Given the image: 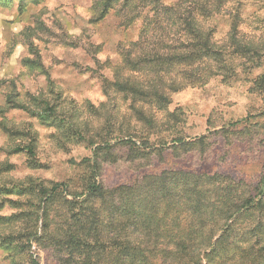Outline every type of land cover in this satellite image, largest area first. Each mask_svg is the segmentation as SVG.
I'll list each match as a JSON object with an SVG mask.
<instances>
[{
    "label": "trees",
    "instance_id": "obj_1",
    "mask_svg": "<svg viewBox=\"0 0 264 264\" xmlns=\"http://www.w3.org/2000/svg\"><path fill=\"white\" fill-rule=\"evenodd\" d=\"M26 1L18 3L24 6ZM185 2L174 0L176 5ZM225 2L204 0L181 15L173 4H163L162 0H103L99 15L92 21L102 19L117 4L124 25L141 19L137 39L123 53V66L113 73L114 79L103 82L104 93L112 101L127 104L137 123L152 128L153 118L136 105L143 103L151 108L154 104L158 110L167 107L171 96L161 88L165 78L206 83L220 75L227 81L236 74L229 56L240 59L238 65L244 71L259 66L264 61V41L258 44L259 38L242 30L239 5L224 39H214L212 27L206 31L198 27L197 13L207 21L214 13L219 14ZM177 21L182 22L177 32L199 36L194 45L162 43L163 37L173 35ZM153 45L161 51L153 50ZM178 47L190 50L179 52ZM138 50L143 54L132 59ZM24 61L30 69L40 66L36 59ZM125 71L131 75L124 76ZM167 88L171 93L182 89L172 85ZM252 91L264 94V73L254 80ZM22 96L28 103L21 102ZM22 96L16 90L8 92L6 104L26 109L56 129L53 141L57 147L65 148L61 141L67 140L91 148V156L80 162L85 169L80 177L84 194L69 193L64 180L48 181L51 187L33 177L0 182V207L11 203L18 208L10 215H0V247L8 250L11 264H36L28 255L33 241L49 248L59 264H264V176L252 187L226 174L183 169L145 174L131 184L113 187L99 180L106 164L138 170L150 165L154 157L161 161L165 149L176 158L193 155L203 160L209 146L205 135L187 140L179 129L169 143L165 136L155 137L152 143L127 131L124 124L131 121H121L115 114H107L104 124L94 131L90 122L83 128L76 123L80 116L77 109L62 111L63 105H54L30 92ZM88 113L94 115L95 111ZM183 115L174 116V123H183ZM2 126L9 137L23 140L9 151L25 152L31 157L28 162L32 168L41 167L31 125L25 124L23 130ZM227 131L224 133L229 139L231 132ZM37 199L39 204H34Z\"/></svg>",
    "mask_w": 264,
    "mask_h": 264
},
{
    "label": "rangeland",
    "instance_id": "obj_2",
    "mask_svg": "<svg viewBox=\"0 0 264 264\" xmlns=\"http://www.w3.org/2000/svg\"><path fill=\"white\" fill-rule=\"evenodd\" d=\"M77 2H79V0H77ZM50 3L53 5L51 8L48 7ZM64 3L65 0H27L24 3V6H20L18 0H12L10 3L0 1V36H6L10 26L19 23L25 18V16H28L31 23L35 25L37 31L44 33L47 37H54L55 39L52 40L38 37L41 44L45 47L46 54H48L47 46L49 44H52L54 48L60 47L63 49L58 55L48 54L51 56V63L49 65H44L43 61L45 56L41 55L40 49L35 44V41L30 42L29 50L33 53L36 62L40 66L35 67V69H30L23 64V62H25L24 59L26 58L21 59L19 64L21 67L28 70L27 75L32 76V87H36L37 91H42L40 88L39 76L43 75L45 77L44 86L47 87L49 95H52L53 92H55L54 99L51 102L57 106L67 103L71 105L72 110H79L81 116L83 115V111L79 109L80 102L77 101L75 95H72L71 93L76 92L86 82L75 84L72 89H69L70 95L67 97L64 95V90L56 91V85L57 83H64L63 75L69 69H71L72 72H75L77 76L83 75L85 71H87L86 67L81 65V63L75 59L76 50H84L83 45L75 40L65 39L64 37L68 35L67 32L57 34L48 27V24L45 23V20H47L53 25V27H64L62 23V12L65 15L67 14L64 9ZM238 5L242 24L247 27L248 25L245 24L241 15V9L243 7L242 0H239ZM115 8V11L111 12V15H109V10L102 19L92 21L93 18H90L88 22L94 24L103 20L105 27L113 31L121 30L127 33L128 36L134 34L137 39L141 19H137L133 24L126 26L122 23V16L117 7ZM216 16L217 18L211 27L213 28L214 39L219 41L224 39L228 34L230 30V20H225L224 17L219 16V14ZM8 17H12V19H9ZM209 19H213V17ZM137 21H139V24L136 23ZM74 22L75 21H73V23ZM225 26L228 27V32H224ZM28 27L30 28L31 25ZM247 33L248 32H245V34ZM132 41L134 40L130 39L129 43ZM117 46H122V42L117 41ZM68 49H71L72 51H68ZM100 50H102V45H96L93 49V53ZM8 55H10V52L6 53L5 57ZM93 59H95V56H93ZM228 59L235 65L236 74L227 81H224L220 75H215L205 84H207L209 88L217 90L222 96H231L236 93V90L240 86L248 84V87L244 88L243 91L248 94L249 98L259 99V102H261L259 108L256 103H249L247 105V114L238 118L228 113L219 116L216 114L215 110H213L208 114L207 119L204 120H201L199 116H192L191 121L185 119L183 123L187 126V129L185 130L182 128L181 130L187 140L202 135L207 137L209 146L205 154L206 158L203 160H200L193 155L176 158L171 154L169 149H165L161 161L154 157L150 165L138 170L129 167L115 168L113 165L106 164L101 171L99 178L100 182L106 187H113L117 185L131 184L145 174H157L165 169H183L194 172H205L208 174L218 172L229 175L237 180L240 179L250 187L257 185L264 176V94L255 93L252 91V86L254 85V80L257 76L264 73V71H261L255 76H253L252 73L257 69L264 67V61H261L259 66H254L249 70L244 71L243 66L238 65L241 63L240 59L230 56ZM104 63L107 66L111 64V61L106 59ZM60 64H63L64 67L60 69L53 67V65ZM2 67L3 65L0 63V70H2ZM237 69H239V71H237ZM53 72H57L55 77L53 76ZM33 73H35V75H33ZM67 74L71 75V72H67ZM24 76L25 73L23 72L18 73L13 77L0 76V90L8 87L11 91L16 90L20 97L25 92L32 93L31 89L26 84L25 79L22 78ZM92 78L93 77L91 76L89 77V79ZM105 80L111 81L112 79L104 77L103 80L100 81V94L105 97L104 100H99L96 93L93 92L91 88L86 89L90 95L83 100V108L87 112L89 110H94V115L89 113V115L93 117L98 116L99 118L102 113L105 116L107 114H114L115 111H119L124 105L119 100H110V98L104 93L102 85ZM12 82L14 83V88L12 87ZM0 95L4 96V103L6 104V94L0 91ZM191 95L192 93L190 90L180 89L175 91L171 95L168 106L173 103L186 104L191 99ZM94 100L96 103L93 102ZM232 103V101H226V107L230 108ZM97 104L99 107H97ZM6 105V108L0 107V182L11 183L17 180H23L27 177L34 178L36 174L49 172L52 167V162L41 163L37 158V153L41 150L43 142L53 141V134L56 129L43 124L39 118L26 109L9 107L8 104ZM42 117L44 116H41V118ZM16 120H22L25 124L29 123L32 130L36 133V158L38 162L42 164L41 167L32 168L28 159L19 164L13 163L14 157L19 159L25 155L27 156V154L25 152H11L9 151L10 147L5 148L3 146L4 137H7L8 141L12 142L13 145L23 141L20 138L9 137L8 132L2 126L5 124L11 128H21L23 130V127H16L14 125V121ZM47 129H52L53 131H47ZM226 130H228L227 132H231V134H229V139H227L225 135L226 133H224ZM247 130H249V132H247ZM132 139L136 140L137 138L134 137ZM170 139L171 136L166 137L165 142L169 143ZM151 142H154V138L151 139ZM136 143L139 144L138 139ZM94 147L95 146H93V148ZM58 148L63 152L64 156L67 157V162L69 164L75 161V155L71 157L67 156V153L72 150L67 149L66 147ZM73 148L86 149L87 147L84 145L73 144ZM45 150L51 152L52 155H56V152L53 151L51 145ZM22 172H31L33 173V176H25L23 179H18L17 174ZM17 211L18 208L11 203H5L0 207V215L3 216H7L4 214L5 212L12 214ZM38 223L39 226H41L42 220L40 219ZM4 253H6V255ZM28 255H31L35 259L36 264H59L49 248L40 247L34 241L30 244ZM0 264H11L8 250L2 247H0Z\"/></svg>",
    "mask_w": 264,
    "mask_h": 264
},
{
    "label": "clouds",
    "instance_id": "obj_3",
    "mask_svg": "<svg viewBox=\"0 0 264 264\" xmlns=\"http://www.w3.org/2000/svg\"><path fill=\"white\" fill-rule=\"evenodd\" d=\"M103 0H65L64 9L67 14L65 15L62 12V23L64 25L63 28L53 27V25L45 20V23L48 24V27L52 29L53 32L60 34L62 32H67L68 35L64 37L68 40H75L79 44L83 45V49H77L75 59L78 60L81 65L85 66L87 71L83 75L77 76L75 72H72L71 69L67 70L63 75L64 83H57L56 91L64 90V95L67 97L70 95L69 89H72L75 84L79 82H86L82 85L76 92H72V95H75L76 100L80 102L79 109L83 111V115L79 116L76 123L83 128L86 123H91L93 125V130H99V127L104 124L105 115L102 113L99 118H95L84 110L83 108V100L85 97L89 96L90 93L86 90L91 88L93 92L96 93V96L99 100H104L105 97L100 94V81L103 80L104 77H108L109 79H114L113 73L116 72L118 68L123 66V53L129 48V40H135L136 36L133 34L132 36H128L127 33L116 30L113 31L104 25V21L101 20L98 23H89L90 18H95L99 15L101 11L100 5ZM122 2V0H121ZM239 0H226L223 3L222 7L219 11V16H223L225 20H230L231 17L237 11V5ZM163 4H173L174 7L177 8V11L183 15L185 14V9L196 7L199 4H203L204 0H187V2L176 5L174 4V0H162ZM243 7L241 9V15L244 19V22L247 27L243 24L241 28L243 31L248 32L250 36L257 37L256 43H260L264 41V0H242ZM96 5L93 7V5ZM53 5L50 3L48 5L51 8ZM120 5L117 4L118 8ZM43 7V6H42ZM150 7V5H149ZM115 11V9L110 10L111 12ZM151 15V13H149ZM197 20L199 21V26H202L203 30H207L212 24L215 22L217 18L216 13L213 14V19H209L204 21L199 13L196 14ZM12 19V17H8ZM175 19V17H173ZM73 21H75L73 23ZM139 24V21L136 22ZM181 21H177L174 28H172L173 35L163 37L162 43L167 45H194L196 41L199 39L195 33L188 35L182 32H177V29L181 26ZM31 25L29 28L28 26ZM258 28V31H253V29ZM131 31V30H129ZM224 32H228V27L225 26ZM38 37L45 39H55L54 37H47L44 33H41L36 30L34 24L31 23V20L28 16L20 21L17 24L10 26L8 29L6 36H0V63H2L3 67L0 70V76L13 77L18 73H25V76L22 77L25 79L26 84L31 89L33 95L44 99L46 98L49 102L54 99L55 92L52 95H49L47 87L44 86L45 77L43 75L39 76L40 88L42 91H37L36 87H32V76L27 75V69L20 66L19 61L24 58L35 59L33 53L29 50L30 42L35 41V44L39 47L40 53L44 58V65L47 66L51 63V56L48 54H56L58 55L61 51H63L60 47H53L52 44L47 46V53L45 51V47L41 44L40 39ZM117 41L122 42V46H117ZM96 45H102V50L93 53V49ZM153 50L161 51L156 45H153ZM190 48H177L179 52H187ZM68 51H72L68 49ZM164 52H167V49H163ZM264 51V48L261 49ZM7 57H5L6 53H9ZM143 54L142 51L138 50L133 52L132 59H135L137 56ZM95 56V59H93ZM110 60V65H105V60ZM54 68L60 69L63 68L64 65H53ZM239 71V69H237ZM261 71H264V67L257 69L252 73L253 76L258 75ZM67 72H71V75H68ZM35 75V73H33ZM57 72H53V76L55 77ZM124 76L131 75L125 71L123 73ZM93 77L89 79V77ZM168 85H172L173 87L182 88L186 90H190L192 95L191 99L186 104H178L173 103L170 106L164 107L160 110L153 104L151 108L148 105L143 103H138L136 105L137 108H144L145 114L149 115L153 118V127L148 128L146 125H142L137 123L135 120L133 113L128 109L127 104H124L120 110L114 113L121 121L128 120L131 121V124H124V127L129 132L137 133L141 138L153 139L158 136L170 137L174 135L179 129H187V126L184 123H174L173 117L181 116L183 113L182 119H186L191 121L192 116H199L201 120L207 119V116L210 112L215 110L216 114L223 115L224 113H228L236 118L241 117L247 114V105L249 103H256L259 108V99H251L248 97V94L243 91L244 88L248 87V84H244L240 86L236 93L231 96H222L217 90L211 89L205 84L202 80L196 79H179V78H165L164 85H161V88L165 92V94L171 96L172 93L168 92ZM2 91L4 94H7L11 91L10 88L5 87ZM112 93L109 92V96ZM226 101H232V106L226 107ZM21 102L28 103V101L22 96ZM96 103V101H93ZM30 107L32 105H29ZM0 107H7L4 103V96L0 95ZM97 107L99 105L97 104ZM71 105L64 104L62 111H70ZM25 122L22 120L14 121V125L16 127H24ZM11 126V125H10ZM25 130H28L25 128ZM43 131V130H42ZM47 131H53L52 129H47ZM69 151L67 156L71 157L75 155V162L69 164L67 162V157L64 156L63 152L55 146V141H46L41 145V150L37 153V158L41 163H50L52 162L51 170L44 174H36L34 179L37 182L43 181L47 187H51L48 181H59L64 180L68 184L69 193L83 192L81 187L82 181L80 177L85 171L83 165L80 163L85 156H91V148L80 149L73 148V144L67 140L61 141ZM53 147V151L56 152V155H52L51 152L46 151L49 146ZM3 146L5 148H9L13 146V143L8 141L7 137H4ZM31 159V157L23 156L19 159L13 158V163H21L24 160ZM25 176H33L31 172H22L17 174L18 179H23ZM84 194V192H83ZM69 199H72V195H68ZM78 199L82 198V195L76 197ZM34 204H39V200L34 201ZM5 215L10 214L9 212H5ZM6 255V253H4Z\"/></svg>",
    "mask_w": 264,
    "mask_h": 264
}]
</instances>
